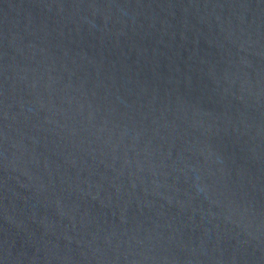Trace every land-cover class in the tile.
Here are the masks:
<instances>
[{
  "label": "water",
  "instance_id": "water-1",
  "mask_svg": "<svg viewBox=\"0 0 264 264\" xmlns=\"http://www.w3.org/2000/svg\"><path fill=\"white\" fill-rule=\"evenodd\" d=\"M0 264H264V0H0Z\"/></svg>",
  "mask_w": 264,
  "mask_h": 264
}]
</instances>
